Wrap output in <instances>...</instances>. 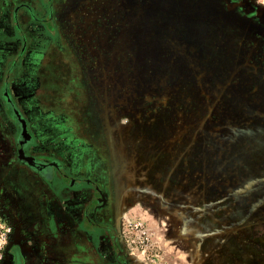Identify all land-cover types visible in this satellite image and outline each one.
<instances>
[{"label":"rangeland","instance_id":"obj_1","mask_svg":"<svg viewBox=\"0 0 264 264\" xmlns=\"http://www.w3.org/2000/svg\"><path fill=\"white\" fill-rule=\"evenodd\" d=\"M51 1L44 82L108 169L125 261L264 264V3ZM14 142L0 123L19 219Z\"/></svg>","mask_w":264,"mask_h":264},{"label":"crops","instance_id":"obj_2","mask_svg":"<svg viewBox=\"0 0 264 264\" xmlns=\"http://www.w3.org/2000/svg\"><path fill=\"white\" fill-rule=\"evenodd\" d=\"M22 4L30 6L35 16L44 17L41 0H0V123L9 135L13 133L15 141L16 127L6 115L1 96L10 73L9 90L29 131V156L64 162L69 176L79 181L90 179L101 191H93L87 183L77 190L69 188L59 176L48 183L28 168L8 170L5 196L18 209L23 225L17 245H11L15 253H9V257L17 264H120L112 242L121 246V224L109 210L111 203L104 188L109 180L108 169L93 145L51 99L43 78L45 56L42 58L52 46L49 31L39 20L31 19ZM14 9L17 26L27 36L26 54L16 63L21 43L14 25ZM88 207L93 210L90 214H86ZM96 224L102 226L96 228Z\"/></svg>","mask_w":264,"mask_h":264},{"label":"flooded vegetation","instance_id":"obj_3","mask_svg":"<svg viewBox=\"0 0 264 264\" xmlns=\"http://www.w3.org/2000/svg\"><path fill=\"white\" fill-rule=\"evenodd\" d=\"M41 3H42V7H44L45 5L47 6V10H48V13L44 15V17L42 18H39L37 16L34 15L32 9L30 8V6L28 5H25V4H22L23 6H25L28 10H29V13H30V17L31 19H35V20H39L40 23L45 26V28L49 31V40L52 41L53 43V33H54V23H53V19H52V1L51 0H41ZM13 20H14V25H15V28L18 30V32L20 33V43H21V47H20V50L19 52L16 54L15 56V61L14 63H16L18 60L22 59L23 56L26 54V47H27V36L25 34H23V32L20 31V29L18 28L17 26V17H16V9H14L13 11ZM48 42V41H47ZM44 57V55L42 56V58ZM13 63V62H12ZM10 74V73H9ZM9 74L7 73V76L5 77V81H4V84L2 86V89H1V96H2V99L5 103V99L3 98V89H4V86H5V83L7 82L8 83V91H9V94L11 95L10 93V90H9V85H10V82H9ZM12 97V95H11ZM13 99V97H12ZM14 101V99H13ZM15 103V101H14ZM16 107L18 108L17 104L15 103ZM18 110L20 111V109L18 108ZM5 111H6V115L7 117L10 119V121H12L16 127V132H15V145H16V153H17V144H16V141H17V124L15 123V121L11 118L10 114H9V111L7 109V106H6V103H5ZM21 113V111H20ZM66 113V112H65ZM21 115L23 116V114L21 113ZM67 116H69L67 113H66ZM70 117V116H69ZM24 120H25V117L23 116ZM71 119V117H70ZM25 124H26V129H27V123H26V120H25ZM75 125V124H74ZM27 132L28 129H27ZM91 145L92 143L90 141H88ZM29 142L27 141L26 145H25V153L29 156V154L26 152V148L28 146ZM94 151H96V149L94 148L93 149ZM17 158H18V153H17ZM33 158H36L37 160L41 161L42 163H44L45 165H50V166H44L46 167L45 170H44V174H41L37 171H34L33 169H31L28 165H26L25 163H22L20 161V159L18 158V161L21 165H23L24 167L34 171L35 173L39 174L41 177H43V179H45L48 183H52V181H54L57 176H59L62 180V182L64 183L65 186H68L69 188H72V189H79L81 188V186H84L85 183H87V187L91 188L93 191L95 189H97L98 191H101L100 187H97L96 184H94L90 179H87V178H83L81 179L80 181L75 178V177H71L67 174L66 172V166L64 165L65 163L63 162H59L58 160L56 159H53V158H47V157H33ZM74 182H76V184H78L79 186H77L76 184L74 185ZM108 194V192H106ZM99 195V193H98ZM6 199V197H5ZM108 199H109V196H108ZM5 204L10 208V210L13 212V210L11 209V207L8 205V203L5 202ZM109 204V203H107ZM96 205V204H95ZM98 206H101L102 204H97ZM111 206V205H110ZM109 207V205L107 206ZM110 209V207H109ZM57 210H55V213H56ZM90 211L92 213L93 210L90 209V207L87 208V213L86 214H90ZM16 217V216H15ZM17 218V217H16ZM18 220V224L16 225V228H15V232L12 234V237H11V240L6 248V251H5V257H7L9 260V263L11 262V264H17L16 261L13 260V258H10L9 257V253H15V248L12 249L11 245L15 244L17 245V238H18V235L19 233L22 232L23 230V225H22V221L19 217V219L17 218ZM102 225H97L96 224V228H99L101 227ZM12 243V244H11ZM114 244V246H113ZM121 244V243H120ZM14 245V246H15ZM112 247L113 249H115V257L118 259L119 263L120 264H127L126 261H125V258L123 257L124 254L123 252L120 250V245L118 242H112ZM11 250V251H10ZM118 254V256H117Z\"/></svg>","mask_w":264,"mask_h":264},{"label":"water","instance_id":"obj_4","mask_svg":"<svg viewBox=\"0 0 264 264\" xmlns=\"http://www.w3.org/2000/svg\"><path fill=\"white\" fill-rule=\"evenodd\" d=\"M3 98L5 99V103H6V106H7V109L9 111L11 118L17 124L16 144H17L18 158L20 159L22 163H25L34 171L44 174V170L46 168L44 166H50V165H45L41 161L31 156H28L25 153L24 148L30 137L26 129L25 120L23 116L21 115L20 111L18 110V108L16 107L11 95L9 94L7 82L5 83V86L3 89Z\"/></svg>","mask_w":264,"mask_h":264},{"label":"built area","instance_id":"obj_5","mask_svg":"<svg viewBox=\"0 0 264 264\" xmlns=\"http://www.w3.org/2000/svg\"><path fill=\"white\" fill-rule=\"evenodd\" d=\"M256 3H264V0H250ZM5 212V213H4ZM18 224L17 218L13 212L5 204V209L0 205V258L6 251V248L11 240L12 234L15 232L16 225ZM148 241V237H145Z\"/></svg>","mask_w":264,"mask_h":264}]
</instances>
